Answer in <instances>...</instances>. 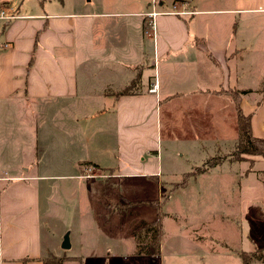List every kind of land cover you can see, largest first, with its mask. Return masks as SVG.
<instances>
[{"label": "crops", "instance_id": "crops-1", "mask_svg": "<svg viewBox=\"0 0 264 264\" xmlns=\"http://www.w3.org/2000/svg\"><path fill=\"white\" fill-rule=\"evenodd\" d=\"M10 2L0 0L12 16L0 19V264L159 261L160 242L156 258L136 255L133 234L147 225L120 223L152 201L120 208L125 193L102 180H152L159 193L192 171L176 170L180 158L233 146L224 119L212 125L234 113L230 93L264 143V0H97L91 12V0H33L23 13ZM175 3L190 16L160 14ZM147 12L160 14L150 38ZM91 167L103 177L83 178Z\"/></svg>", "mask_w": 264, "mask_h": 264}, {"label": "rangeland", "instance_id": "rangeland-1", "mask_svg": "<svg viewBox=\"0 0 264 264\" xmlns=\"http://www.w3.org/2000/svg\"><path fill=\"white\" fill-rule=\"evenodd\" d=\"M8 1L15 3V0ZM83 1L86 3V0ZM96 1L87 2L86 10L93 11ZM33 3V0H21L20 12L33 8ZM4 9L8 11L10 8L5 6ZM262 37L264 39V32ZM212 117L213 128L215 126L218 129L216 122L221 118L234 131L233 113ZM205 123H208V119H205ZM206 131L207 138H211L215 131L216 134L220 133L216 129ZM234 133L236 139L233 146H222L219 154L209 155L203 163L195 159L190 162L188 156L177 160L179 162L176 170L187 171L192 167L190 173L194 177L199 174L197 172L200 169L206 167L209 170V162L219 163V167L212 169L207 175L188 181L189 184L187 182L188 185L183 189H176L172 185L179 183L183 175H176L175 179H165L158 185L161 187L159 193L156 192V184L152 180H124L119 185L111 178L102 180L105 186L110 185L113 193H125V198L120 201V208L130 207L131 204L126 203L152 201L150 206H133L130 218L124 215L120 223L122 226L126 225V228L137 224H155L163 252L159 255V261L156 260L153 264H241L240 257L250 256L254 250L251 251L252 247L264 246V161L259 157L246 155H242V158L250 162L228 160L235 151L238 140L236 131ZM195 134L197 133H187L189 137H194ZM172 155L168 152L161 155L164 166ZM93 169L94 175L102 176L94 167ZM116 238L117 242L122 243V247L130 242L126 234L121 239ZM175 254L177 255L173 256ZM263 254L264 251L261 255ZM143 262L151 264L147 260ZM251 264L264 263L252 261Z\"/></svg>", "mask_w": 264, "mask_h": 264}, {"label": "trees", "instance_id": "trees-1", "mask_svg": "<svg viewBox=\"0 0 264 264\" xmlns=\"http://www.w3.org/2000/svg\"><path fill=\"white\" fill-rule=\"evenodd\" d=\"M135 82L136 81L133 80V82L130 83L126 89H124L123 93L130 91L135 86ZM260 86V93L264 95V77ZM229 96L230 101L234 103L233 114L235 116V119L233 129L237 133L238 140L235 144V151L230 155V157H228V160H231L232 162L249 161L242 158V155H246L250 157L256 156L262 159V161H264V143L261 139L252 137L251 130H249L250 116H243L241 114L239 109L238 93H230ZM216 165H219V163L209 162V164H207V167L211 168ZM205 170H207L206 167L204 169H200L197 173H203ZM192 177H194L193 173L184 174L180 183L175 185V187H180L184 185L188 181V179ZM133 237L135 239V252L137 256L148 255L152 259L157 257L158 242L160 237L158 236V230L154 223L143 227L142 229H140V232L138 231V233H134ZM263 251L264 248H259L256 250L254 249L251 252L250 256L243 255L242 257H240V263L250 264L251 260L264 263V254L261 255ZM63 261L64 259L62 258L50 256L46 260H44L42 264H61Z\"/></svg>", "mask_w": 264, "mask_h": 264}, {"label": "built area", "instance_id": "built-area-1", "mask_svg": "<svg viewBox=\"0 0 264 264\" xmlns=\"http://www.w3.org/2000/svg\"><path fill=\"white\" fill-rule=\"evenodd\" d=\"M191 13V12H190ZM190 13L187 11V7L185 4H179L175 3L170 7L169 11H165L160 13L161 15H169V16H190ZM160 14L155 12H147L144 14V17L147 19L146 21V27L144 29L143 35L146 37H152L153 36V28H154V19L156 16H159ZM12 16L7 15V10L4 8H0V19L2 20H10ZM5 47V46H3ZM153 87V85H152ZM151 87V88H152ZM86 169V170H85ZM83 170L82 177L86 179H92L93 177H97L93 173V167L85 168Z\"/></svg>", "mask_w": 264, "mask_h": 264}, {"label": "water", "instance_id": "water-1", "mask_svg": "<svg viewBox=\"0 0 264 264\" xmlns=\"http://www.w3.org/2000/svg\"><path fill=\"white\" fill-rule=\"evenodd\" d=\"M63 243L61 244V249L64 250V249H68L69 245H68V240L66 239V236H64L63 238Z\"/></svg>", "mask_w": 264, "mask_h": 264}]
</instances>
